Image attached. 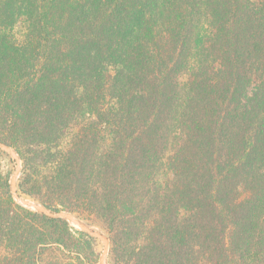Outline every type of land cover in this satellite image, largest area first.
<instances>
[{
    "label": "trees",
    "instance_id": "trees-1",
    "mask_svg": "<svg viewBox=\"0 0 264 264\" xmlns=\"http://www.w3.org/2000/svg\"><path fill=\"white\" fill-rule=\"evenodd\" d=\"M0 141L18 195L101 220L115 263L264 264V0H0ZM10 180L0 264L99 263Z\"/></svg>",
    "mask_w": 264,
    "mask_h": 264
},
{
    "label": "rangeland",
    "instance_id": "rangeland-1",
    "mask_svg": "<svg viewBox=\"0 0 264 264\" xmlns=\"http://www.w3.org/2000/svg\"><path fill=\"white\" fill-rule=\"evenodd\" d=\"M15 37L19 40V41H24L25 39V35H26V31H25V24L22 22V23H19L17 25V27L15 28ZM218 57V56H217ZM214 58H216V56H211V55H208L206 57H203V60L200 61V63L198 65H196L195 67H188L187 68V71L186 72H183L181 75H180V82L182 84H185L187 81H190L191 78H193L195 75L197 74H200L202 77H204V75L207 73H210L208 74L209 76L212 75V68L214 67L213 66V63L215 64L214 62ZM208 77V76H207ZM174 117V116H173ZM166 119L168 123L166 126H165V129L168 125H172L173 123V119H171V115L168 114L166 116ZM171 119V120H170ZM173 146H169V149H172ZM15 150V149H14ZM173 150V149H172ZM16 151V150H15ZM49 165H52V164H49ZM0 169L2 171V173L4 175L10 173L11 175V179L13 176H15L17 174V171L18 169H20V172L19 174H17V181L18 179L21 177V174H22V169H23V161H21V159H19L18 161L12 156L10 155L9 153L3 151L0 149ZM10 183H11V180H10ZM17 184V182H16ZM17 187V186H16ZM20 198H24L26 200H29V201H34L36 203H40V201L35 198V197H29V196H26V195H22V196H19ZM17 201V200H16ZM18 202V201H17ZM19 203V202H18ZM21 204V203H19ZM41 204V203H40ZM22 205V204H21ZM23 206V205H22ZM27 208V207H26ZM28 209H31V208H28ZM33 210V209H31ZM35 211V210H34ZM75 215V214H73ZM76 216V215H75ZM77 217V216H76ZM78 219H80L79 217H77ZM83 218L85 219H80L81 221H83L85 224H87L89 227H91L92 229H94L95 231H98L100 233H102L105 237H107V239L109 240V251L106 255V260L108 262V264H128L127 262H124V260H121L119 261L118 263H115L114 262V256L110 253L111 251V243H110V239H109V233L104 225V223L101 221V220H98V219H91L89 220V217H86V216H83ZM87 218V219H86ZM71 226V225H70ZM72 227V226H71ZM76 229V228H75ZM79 231V230H78ZM96 251L97 253L99 254V263L100 264V258L102 257L103 253H104V244L99 241V240H96ZM131 264V263H130Z\"/></svg>",
    "mask_w": 264,
    "mask_h": 264
},
{
    "label": "water",
    "instance_id": "water-1",
    "mask_svg": "<svg viewBox=\"0 0 264 264\" xmlns=\"http://www.w3.org/2000/svg\"><path fill=\"white\" fill-rule=\"evenodd\" d=\"M0 149L9 153L10 155H12L17 161L20 159L17 152L13 148L8 146L6 143H3L2 141H0ZM19 172H20V169H18L17 174H19ZM17 174L15 176H13L11 179L10 191H11V194L13 195V198L17 201H20V197L17 193V187H16L17 186V184H16ZM31 202L35 203V206H29L31 204H27V203H25V204L21 203V204L24 207L31 208V209L45 215L46 217H48L50 219L66 221L73 228H76V230H79L80 232L88 235L92 239L101 241L104 244L105 249H104V253H103L102 257L100 258V264H108V262L106 260V255L109 251V240L107 239V237H105L102 233L95 231L94 229L89 227L87 224H85L83 221L78 219L72 213H69L66 211L54 212L50 209H47L45 206H43L40 203H36L34 201H31Z\"/></svg>",
    "mask_w": 264,
    "mask_h": 264
},
{
    "label": "bare ground",
    "instance_id": "bare-ground-1",
    "mask_svg": "<svg viewBox=\"0 0 264 264\" xmlns=\"http://www.w3.org/2000/svg\"><path fill=\"white\" fill-rule=\"evenodd\" d=\"M18 202L23 203V204H25V203L31 204L29 206H35V203H33V202L29 201V200H26L24 198H20V201H18Z\"/></svg>",
    "mask_w": 264,
    "mask_h": 264
}]
</instances>
